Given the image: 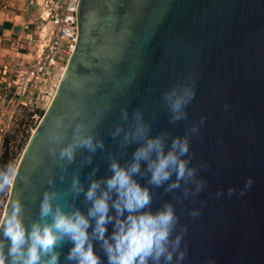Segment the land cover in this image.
Returning <instances> with one entry per match:
<instances>
[{"label":"water","instance_id":"95a60500","mask_svg":"<svg viewBox=\"0 0 264 264\" xmlns=\"http://www.w3.org/2000/svg\"><path fill=\"white\" fill-rule=\"evenodd\" d=\"M77 22L74 52L22 151L7 203L30 180L33 188L24 194L35 214L31 192L39 195L49 187L48 169L55 172L46 131L57 116L76 108L90 118L105 102L113 105L100 132L114 151L108 125L119 119L121 107L130 114L146 108V118L155 111L153 134L167 129L182 135L186 122L170 124L157 103L164 90L191 74L196 94L187 109L189 121L204 118L191 152L193 163L208 168L200 173L205 190L183 202V213L177 206L187 225L185 264H264V0H79ZM101 156L98 151L84 167L85 186L94 167L97 178L109 174ZM249 179L251 187H245ZM67 183L57 178L55 187ZM230 187L237 190L232 196ZM170 199L163 189L155 190L153 210ZM82 200L76 204L83 209ZM192 209L199 210L198 218L188 215ZM70 247L60 249L62 264Z\"/></svg>","mask_w":264,"mask_h":264},{"label":"clouds","instance_id":"9594fccd","mask_svg":"<svg viewBox=\"0 0 264 264\" xmlns=\"http://www.w3.org/2000/svg\"><path fill=\"white\" fill-rule=\"evenodd\" d=\"M195 94L196 79L189 74L164 90L157 103L170 124L186 122L182 135L167 129L153 134L155 111L146 118V108L136 107L130 114L127 107H121L119 119L108 125L118 151L106 147L100 132L113 110L110 102L90 118L81 108L57 116L45 135L55 172L48 169L49 187L39 195L31 192L35 214L24 194L33 188L30 180L0 212V264H62L60 249L65 244L71 247L63 264H104L102 256L107 264H185L187 225L181 224L177 206L183 213V202L199 197L207 187L200 173L208 165L193 163L191 152L204 124L203 117L189 121L187 109ZM130 148V158H125ZM98 151L109 174L97 178L98 166L94 167L85 186L81 173ZM57 178L61 184L67 180V187H55ZM17 180L15 164L0 168V196ZM251 184L249 179L245 187ZM157 189L171 199L153 210ZM236 191L230 187L227 195ZM81 196L83 209L76 204ZM188 215L198 218L200 212L192 209Z\"/></svg>","mask_w":264,"mask_h":264},{"label":"built area","instance_id":"2783aa9c","mask_svg":"<svg viewBox=\"0 0 264 264\" xmlns=\"http://www.w3.org/2000/svg\"><path fill=\"white\" fill-rule=\"evenodd\" d=\"M79 0H41L34 2L38 10L39 31L33 35L22 28L21 41L30 47L22 55V64L15 76L12 90L6 89V100L0 111V162L4 141L13 115L37 96L44 82L55 69H63L73 54L77 41V8ZM26 27V26H25Z\"/></svg>","mask_w":264,"mask_h":264},{"label":"rangeland","instance_id":"374dc122","mask_svg":"<svg viewBox=\"0 0 264 264\" xmlns=\"http://www.w3.org/2000/svg\"><path fill=\"white\" fill-rule=\"evenodd\" d=\"M35 1L0 0V111L5 105L6 92L12 90L11 86L22 64L21 57L30 51V47L21 41V36H25L22 28L33 35L39 31L38 10L33 5ZM60 73V68L55 69L34 100L26 107L16 110L5 137L0 168L9 163L17 166L32 130L38 125L52 99ZM10 195L11 190L0 196V212L4 210Z\"/></svg>","mask_w":264,"mask_h":264},{"label":"bare ground","instance_id":"6f19581e","mask_svg":"<svg viewBox=\"0 0 264 264\" xmlns=\"http://www.w3.org/2000/svg\"><path fill=\"white\" fill-rule=\"evenodd\" d=\"M40 1H41V0H38V3H40ZM65 68H66V67L63 66V69L61 70L60 76H59V78H58V80H57L56 87H57V85H58V82H59L61 76L63 75V72L65 71ZM55 89H56V88H55ZM54 92H55V90H54ZM54 92H53V94H54ZM53 94H52V95H53ZM51 98H52V97H51ZM47 107H48V106H47ZM46 109H47V108H46ZM32 131H33V130H32Z\"/></svg>","mask_w":264,"mask_h":264},{"label":"crops","instance_id":"0c3cea01","mask_svg":"<svg viewBox=\"0 0 264 264\" xmlns=\"http://www.w3.org/2000/svg\"><path fill=\"white\" fill-rule=\"evenodd\" d=\"M3 28V27H2Z\"/></svg>","mask_w":264,"mask_h":264}]
</instances>
